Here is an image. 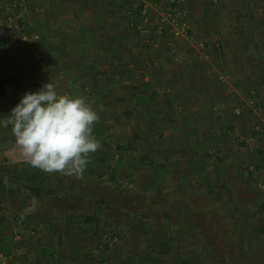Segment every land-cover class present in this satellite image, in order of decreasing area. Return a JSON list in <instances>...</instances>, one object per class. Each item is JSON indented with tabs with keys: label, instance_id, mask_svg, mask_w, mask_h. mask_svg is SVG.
<instances>
[{
	"label": "crops",
	"instance_id": "0c3cea01",
	"mask_svg": "<svg viewBox=\"0 0 264 264\" xmlns=\"http://www.w3.org/2000/svg\"><path fill=\"white\" fill-rule=\"evenodd\" d=\"M10 1L20 8L14 23L3 16L12 7ZM206 1L184 3L193 34L188 41L195 51L197 45L203 49L194 55L181 52L174 58L188 60L190 56L192 64H173L166 58L171 53L168 43L162 42L164 51L156 49L158 44L148 47L145 29L132 27L131 14L128 16L126 5L119 0H0V98L20 100L26 91L38 90L49 81L61 94L81 93L96 107L104 94L114 92L119 85V91L125 90L117 95L124 105L119 121L133 115L137 119L130 128L133 152L164 158L163 164H154L155 173L148 176V183L157 178V183L165 184L168 179L162 175L176 172L178 183L187 191L183 200H195V210L189 211L186 205L176 211L177 221L168 218L170 210L163 214L155 211L153 215L160 220L147 230L142 227L143 233L153 234L151 246L166 252L177 245V238L171 236L173 226H177L176 231L185 237L178 244L181 253L177 258L169 250L162 258L149 259L146 254L147 259L133 258L121 264H192L193 259L201 264L204 251L194 256L185 253L192 247L188 233L195 235L197 249H211L212 264H264V106L252 104L240 89L224 86L230 82L225 77L218 79L223 68L216 70L212 63L202 66L196 62L207 61L217 50L231 57L227 39L230 37L233 44L238 37L236 21L222 19L220 12L209 13L212 8ZM216 5L213 7L221 10L219 1ZM259 6L260 11L249 17L255 29L248 26L245 30L247 54L253 49L252 32H264V1ZM205 49L214 50L208 56ZM158 51L164 54L162 62L157 60ZM215 80L225 89L220 95ZM126 106L130 112L125 114ZM12 108L6 111L8 117ZM259 124L263 125L261 130L256 129ZM145 125L151 126V132L144 136L134 130ZM153 129L161 131L156 134ZM93 134L99 142L106 135ZM99 144L95 152L101 149L100 164L88 161L80 174L87 179L113 173L109 171L113 166L109 155L104 150L102 153ZM130 153L127 151V159ZM21 154L26 162L18 164L19 175L0 181L1 200L10 208L0 225V264H109L100 251H86L89 245L85 238L96 231L91 223L94 215L84 211L76 214L67 203H59L74 191L59 182L58 175L63 173L33 167ZM118 164L126 174L125 183L138 178V163L133 167L134 161L119 160ZM29 181L43 186L41 191L33 190ZM209 215L210 222L206 219ZM132 228L128 226L126 231ZM210 233L212 244L204 237Z\"/></svg>",
	"mask_w": 264,
	"mask_h": 264
},
{
	"label": "rangeland",
	"instance_id": "374dc122",
	"mask_svg": "<svg viewBox=\"0 0 264 264\" xmlns=\"http://www.w3.org/2000/svg\"><path fill=\"white\" fill-rule=\"evenodd\" d=\"M119 1L126 5L128 16L131 14V16L129 17H131V19L134 21L132 27L134 29H145L144 38L148 47L153 48L154 45L158 44V48L156 49L162 51V42L165 41L166 44L168 43V45L171 47V49H169L171 51V57L166 55L168 56L166 58L170 59L171 61L173 60V64H182V62L184 64H192L191 62L193 59L192 57L190 58V56L188 60H183L181 56H179V58L177 57L178 60L174 58L181 52H188L189 54L194 55L195 52H199L200 49H203L202 46L197 45L195 51V49H193L192 47V44L189 43V39L193 35L190 29L186 37L176 38L169 33L164 34L159 32L154 27L155 24L151 20L145 22H142L141 20L137 21L139 19H142L141 15L138 16L139 19L135 18L132 6L137 5V8H140L141 6L146 5L147 14L151 17H154V15L162 12L165 9L168 4V0ZM182 1V6L186 11V6L184 4L185 1L189 3L188 5H195V3L199 0ZM216 1H219V3L221 4L219 7L221 10L213 7V5L217 6ZM263 1L264 0H207V5L209 4L212 9L207 10L206 8L204 11H210L209 13L220 12L221 18L224 20H230L232 17V20H235L238 26L237 32H235L238 37L237 40L232 44L231 40H229L230 37L228 38L227 36L228 39L226 44H228V46H226V48L230 49L229 51L231 53V57L227 56L226 53H220L219 50L214 52V49H205V53L208 54V56L211 53L210 51L212 50V56H209L207 61L205 62H199L198 60H196V62H198V64H201L202 66L212 63L214 65L213 68H215L216 70L223 68L222 72L219 73L218 79L221 81L224 80L225 77V79H229L230 82H227L223 85L230 86V89L234 87L240 89L242 93L248 95L249 100L254 99L255 102L253 104L257 106H264V32H255V28L251 24L250 18L254 16L255 12L260 11L259 5H261V2L263 4ZM249 2L250 5L247 6L246 4H249ZM9 3H12V5H10L12 7L8 9L7 14L5 13L6 15L3 16L7 19L8 22L10 21L11 23H14L13 19L19 16L20 8L18 7V5L14 6V3L12 1H10ZM247 13H249L250 16ZM185 14L187 16L186 12ZM248 26L254 28H252V31H254V33L252 32L254 41L250 44L253 49L249 54H247L249 49L247 48L246 50V47L244 46L245 43L248 42L245 32ZM227 34L230 35L231 33ZM3 36H6L4 35V32ZM259 50L262 53L261 56H258ZM161 51H158L159 56L157 57V60H159L160 62H162V56L164 55ZM32 59L34 60V58L30 56L31 61H33ZM33 62H35V60ZM3 77H5V75H3ZM216 83L217 84H215V86L218 90L217 95H220L221 90L223 91L225 89L224 87H222V84H219L217 81ZM116 86L117 89H113L114 92H110L106 96L105 94L103 95L99 106H91L93 109L95 108L94 110L98 113L99 116V119L94 124L93 133L97 134V136H101V134L103 133L106 134L104 136L105 139H100L103 142L99 143L102 144V153H104V151H107L109 155L108 159L109 161L111 160V164H113V166L111 165L112 169H110L109 171H112L113 173H111L110 175L107 174L105 178L100 179H97V176H94V179H87V177L82 175H58L60 177L59 182L67 184L68 186H70V189L74 190L72 193L67 194L69 197L68 199L60 201L59 203H67V207L72 209V211L76 214L84 211L83 213H86L88 215L91 214L90 216L94 215L95 220L90 221L91 223H94L93 226H96V231L94 232V235L89 239L85 238V242H87V245H89L86 246V251H100V255L102 254L105 258L104 260L109 261V264H121L123 262L130 263L133 258L147 259L145 257L146 254L150 256L149 259L156 257L162 258L164 256H168L167 252L169 250L171 251L170 254L173 256V258H177V254L181 253V249L178 247V244H180L179 242H181L183 238L185 239L183 234L181 235L176 231L177 226H173L174 228H176L171 233V236L174 235L177 238V241H175L177 245L166 248L168 249L166 250V252H160L161 249L155 247V244L151 246L153 240L150 237L153 234L143 233L142 227L144 226L147 230L149 226H152V223L158 222L160 220L158 216L153 215L156 213L155 211H162L163 214L164 211L170 210L172 212H170V214L168 213V218L172 221H177L178 218L177 216H175L177 215L176 211L180 208L186 207V205L189 211L195 210V200L194 198L190 197L188 198V201L183 200V193L187 191H185L183 185L181 186L178 183V180L176 179L178 173L176 172L175 174L169 175L161 174L162 177L168 179L165 184L164 182H162V184L157 183L156 181L159 180L157 178L156 180L152 178L154 182L153 184L148 183V176L155 170L154 164H163L164 158H154L152 154H135L133 152V148L129 145V143H131V139L129 138L133 136V130H131V126L137 123V119H135V115H133V118L126 116L127 121H119V116H121L120 109L124 105H120L119 97H117V95H119V92H125V90L119 91V85ZM10 90V92H13V89ZM78 91L81 90L79 89ZM66 94L81 96V93L75 94V91L74 93L67 91ZM220 97L221 96H217V98ZM18 102L19 99H12L11 97H6L4 99L0 98V121L11 119V117H8L9 114L6 111L7 109H9V106L14 107ZM126 107L128 108V110L125 112V114L130 112V106ZM12 127L13 125L11 123H9L6 127L0 125V181L4 182L9 180V178L11 177V169H17L19 168V163L26 162V160H21V158H23L21 154L22 152H16L18 148H20V146L16 144V137L12 132ZM145 127L147 126H137L134 130H140L141 134H143L144 136L148 132H151V126L150 128ZM96 130H98L99 132ZM160 131L157 130L156 134ZM255 132L258 133V131ZM162 136L163 135H161L160 140L163 139ZM122 137H124L125 139H121ZM96 139L99 141L98 137ZM140 139H142L143 141V137ZM144 142L145 140L143 141V143ZM162 142L163 141H161V143ZM121 144H124V146L126 145L127 147L123 148V145ZM127 151H131L130 158L128 159L126 158ZM120 153L121 155L119 156ZM100 155L101 149H99L98 152L90 153L89 161L96 160L97 164L99 165ZM157 155L160 156L159 154ZM119 160H125L126 162L127 160L134 161V164H132L133 167H135L138 163V168L135 172L137 173L136 175L138 176V178L135 177L133 179H129V181L132 180L130 184L125 183L124 181L125 179L127 180V178H125L126 174L121 171L122 169L119 170V164L117 165V162L119 163ZM15 162L17 163L16 165ZM7 166L9 167L7 168ZM191 187L195 188V186ZM194 191L196 192V190H189V192ZM3 197V193H0V209L2 210V212H4V214L1 215L2 218H0V225H2L4 218L8 216V210L10 209L7 203L4 202V200H1ZM8 202L10 201L8 200ZM10 203H13V201H11ZM190 206H192L191 209ZM61 207H63V205H61ZM139 211L143 212V214L138 213ZM191 217L192 216H190L189 219H191ZM196 219L197 218L193 213L192 220L194 224H196ZM206 219L209 222L212 221L210 215ZM128 226L129 228H132L133 226L134 227L126 231V228H128ZM204 237L205 239H208L212 244L210 240L212 238L211 233L204 234ZM189 238V242H191L192 247H190L191 249L189 248L187 252H184L188 255L191 254L192 256H194V254H197L196 252L204 251L205 256L200 259L202 261L201 264H212L213 257L211 256V249H197V244L194 241L195 235L193 233H188V239ZM174 246L177 248H175ZM192 264H199V262L196 259H193Z\"/></svg>",
	"mask_w": 264,
	"mask_h": 264
},
{
	"label": "clouds",
	"instance_id": "9594fccd",
	"mask_svg": "<svg viewBox=\"0 0 264 264\" xmlns=\"http://www.w3.org/2000/svg\"><path fill=\"white\" fill-rule=\"evenodd\" d=\"M10 116L0 125H13L27 162L43 171L80 175L100 146L93 134L98 113L83 96L61 94L53 82L26 91Z\"/></svg>",
	"mask_w": 264,
	"mask_h": 264
},
{
	"label": "built area",
	"instance_id": "2783aa9c",
	"mask_svg": "<svg viewBox=\"0 0 264 264\" xmlns=\"http://www.w3.org/2000/svg\"><path fill=\"white\" fill-rule=\"evenodd\" d=\"M182 2V0H168V4L165 9L162 12L154 15V17H151L147 14L146 5L141 6L140 8H137V5L132 7L136 19H139L138 16L141 15L142 19L137 21L141 20L142 22H145L151 20L154 22V27L159 32L164 34L169 33L173 37L180 38L186 37L190 29L187 16L185 14L186 11L182 6ZM250 102L253 104L255 100H250ZM256 129L261 130L262 125H257ZM1 214L2 210L0 209V215Z\"/></svg>",
	"mask_w": 264,
	"mask_h": 264
},
{
	"label": "trees",
	"instance_id": "16d2710c",
	"mask_svg": "<svg viewBox=\"0 0 264 264\" xmlns=\"http://www.w3.org/2000/svg\"><path fill=\"white\" fill-rule=\"evenodd\" d=\"M9 166H7V168H8ZM24 171V170H23ZM25 171H27V170H25ZM9 172V171H8ZM19 173H20V170H18V169H11L10 170V174L12 175V177H14V176H18L19 175ZM25 174H26V172H24ZM27 176V175H26ZM30 182V181H29ZM30 184H31V188L33 189V190H35V191H37L38 193L41 191V187H43V186H41V185H38V186H36V184L35 183H33V182H30ZM67 190V188L65 189V191Z\"/></svg>",
	"mask_w": 264,
	"mask_h": 264
}]
</instances>
